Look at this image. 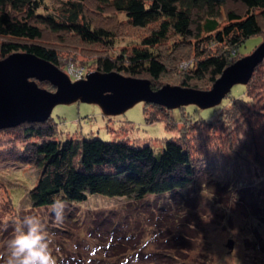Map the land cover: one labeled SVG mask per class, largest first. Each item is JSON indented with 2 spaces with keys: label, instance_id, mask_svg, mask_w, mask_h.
<instances>
[{
  "label": "trees",
  "instance_id": "trees-1",
  "mask_svg": "<svg viewBox=\"0 0 264 264\" xmlns=\"http://www.w3.org/2000/svg\"><path fill=\"white\" fill-rule=\"evenodd\" d=\"M252 1L255 6L242 20L221 28L216 48L202 50L198 41L212 39L210 34L219 28L218 17L226 0H58L54 7L45 0H0V56L27 52L59 67V51L44 45L43 36L48 33L61 42L71 38L77 44L93 45L94 71L148 79L157 90L172 63L166 62V56L175 58L180 43L198 40L192 45L198 54L196 62L181 70L172 84L206 91L236 60L233 54L247 39L258 38L259 43L264 37V0ZM102 15L107 19L98 20ZM122 36L137 37L139 42L114 52L115 40ZM37 84L54 90L48 81ZM243 87V96L227 95V103L218 106V115L208 120H189L180 111L185 106L177 111L144 103L147 123L162 122L167 131L176 133L162 140L158 153L149 144L124 139L56 140L57 128L50 116L43 122L0 129V165L20 164L37 171L36 182L28 191L35 208L50 207L57 194L66 201V210L96 195L137 202L193 187L202 174L221 186L234 187L252 177L254 165L264 168V106L249 104L264 90V59ZM9 193L3 190L0 194L4 213L15 211ZM155 218L149 219L156 226L167 224L162 221L165 216ZM7 219L0 217V223ZM120 221L105 226L108 235L100 237L109 239V244L97 243L104 246L102 255H85L73 264H194L186 261L189 249L183 251V240L175 230L160 237V231L153 230L154 245L143 251L137 247L140 241L131 226L126 224L121 231Z\"/></svg>",
  "mask_w": 264,
  "mask_h": 264
},
{
  "label": "rangeland",
  "instance_id": "rangeland-1",
  "mask_svg": "<svg viewBox=\"0 0 264 264\" xmlns=\"http://www.w3.org/2000/svg\"><path fill=\"white\" fill-rule=\"evenodd\" d=\"M45 2L50 7L59 4L58 0ZM254 6L252 0H226L218 17L219 28L210 34L212 39L180 43L182 47L174 49L177 52L175 58L166 56V62L172 63L162 76L163 85L174 84L180 71L196 62L198 54L193 51L192 45L198 41L199 49L216 48L221 40V28L232 21L242 20ZM97 19L106 20L107 17L102 15ZM261 39L262 42L264 37ZM43 41L44 45L59 51L58 68L72 81L82 79L87 73L94 71L92 68L96 54L93 45L77 44L71 38L61 42L59 38L48 33L44 34ZM258 41V38L247 39L245 46L233 54V59L238 60L250 54L261 43ZM138 42L137 37H118L113 50H126L129 49L127 46L136 45ZM0 59L3 58L0 56ZM243 86L233 85L228 93L229 98L243 96ZM227 101L228 98L225 97L219 105L210 108L189 104L180 111L186 113L185 116L191 121L213 119L218 115V106L226 104ZM249 104L254 108L264 106V90ZM143 109L144 102H138L124 113L105 115L100 107L93 103L76 101L58 104L50 115L57 128L54 138H99L105 141L124 139L130 143L149 144L158 153L163 146L162 140L173 137L176 133L167 131L162 122L147 123ZM252 170V177L247 176V180L237 183L234 187L221 186L202 174L193 187L164 196H147L137 202H132L126 197L91 196L84 202L70 205L64 210L63 222L56 223L50 207L35 208L28 199V191L36 182L37 171L20 164H1L0 194L3 190L7 193L10 190L15 211L4 213L0 210V217L8 218L6 223H0V262L6 264L10 254L9 242L14 238L15 224L26 215H35L49 233V247L57 264H73V261L85 255H102L104 246L98 244H109V239L107 242L102 237L108 235L105 231L110 222L117 220L122 221L121 231L126 229V224L131 226L135 238L140 241L136 246L143 248V251L151 250L154 245L153 236L150 237L153 230L160 231V237L168 234L167 230L173 229L176 231L175 235L183 240V251L189 249V254L183 253L187 256V262L264 264V168L254 165ZM159 215L161 219L165 216L162 221L167 224H163V228L156 226L149 219H156L155 216ZM127 217L128 222L125 220ZM24 231H27L26 227ZM229 241L231 248L227 245Z\"/></svg>",
  "mask_w": 264,
  "mask_h": 264
},
{
  "label": "water",
  "instance_id": "water-1",
  "mask_svg": "<svg viewBox=\"0 0 264 264\" xmlns=\"http://www.w3.org/2000/svg\"><path fill=\"white\" fill-rule=\"evenodd\" d=\"M264 59V40L254 50L228 65L203 91L166 84L154 90L150 81L117 72L92 71L72 81L55 64L32 53L16 52L0 59V129L24 122L47 120L54 106L76 101L97 104L105 115H116L138 102L155 103L167 109L189 104L200 108L219 105L235 84L246 85ZM37 81H48L49 91ZM231 248V242H228Z\"/></svg>",
  "mask_w": 264,
  "mask_h": 264
},
{
  "label": "clouds",
  "instance_id": "clouds-1",
  "mask_svg": "<svg viewBox=\"0 0 264 264\" xmlns=\"http://www.w3.org/2000/svg\"><path fill=\"white\" fill-rule=\"evenodd\" d=\"M50 205L56 223L64 220L67 203L60 194L53 196ZM27 231H24V228ZM51 239L39 218L26 215L15 224L14 238L9 242V256L6 264H56V259L49 247Z\"/></svg>",
  "mask_w": 264,
  "mask_h": 264
}]
</instances>
